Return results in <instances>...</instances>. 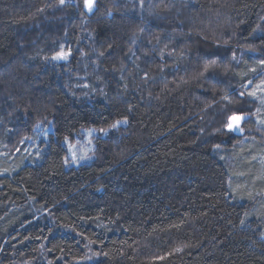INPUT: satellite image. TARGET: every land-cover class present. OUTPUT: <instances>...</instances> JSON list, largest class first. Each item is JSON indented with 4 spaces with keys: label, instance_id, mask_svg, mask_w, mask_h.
<instances>
[{
    "label": "trees",
    "instance_id": "trees-1",
    "mask_svg": "<svg viewBox=\"0 0 264 264\" xmlns=\"http://www.w3.org/2000/svg\"><path fill=\"white\" fill-rule=\"evenodd\" d=\"M84 3L0 0V264H264V0Z\"/></svg>",
    "mask_w": 264,
    "mask_h": 264
},
{
    "label": "rangeland",
    "instance_id": "rangeland-1",
    "mask_svg": "<svg viewBox=\"0 0 264 264\" xmlns=\"http://www.w3.org/2000/svg\"><path fill=\"white\" fill-rule=\"evenodd\" d=\"M63 52L66 54L68 53V52H66V50H63ZM59 53H61V51ZM34 84H36V82H34ZM249 85H251V84L247 83L246 87H248ZM251 87H252L251 93H255V97L260 101V103L264 109V77L260 81L256 82V84H252ZM29 91H32V90H29ZM36 96H38V95H36ZM10 115L11 114L9 112H7L6 118L8 119ZM259 115L260 116L256 117V122L258 123V125H261V127L264 128V123H262V121H264V111H262V113ZM15 118H16V116H12V119L11 120L9 119L8 121H10V122L12 120L14 121ZM42 118H45V117H42ZM28 119H30V118H28ZM33 121H32V119H30V120H27L25 122H24V120L21 121L20 123L17 122L16 126H13L12 128L14 130L18 129L19 133H21V132L25 133L23 131H26L27 128L29 127V125L31 127V123ZM22 123H23V126H22ZM33 127H34V128H32L33 133H32V135L30 134L31 136L29 134H24V135H22V137H18V138L16 136H14V142L12 143V145L15 147L18 144H20L19 146L26 144L27 150L34 151L36 148L39 147V145L41 144V141L48 139L49 134L53 131L51 120L49 121V120L43 119V120L37 122L35 124V126L33 125ZM23 128H26V129H23ZM240 128H242L241 122H240ZM249 130H251V129L249 128ZM105 132L106 131H104V130L90 126L87 128H82L78 133H75L73 140L65 139L64 142L68 148L67 157L65 159L66 165H77V164H80L83 162H88L89 160H91L93 157V152H92L93 145H94L93 138L97 135H103V134H105ZM249 133H251V132H249ZM259 133L260 134L257 133L258 134L257 136L261 139V141H264V135L261 132H259ZM263 155H264V153H263ZM73 157H75V161L73 160ZM261 159L264 161V156L261 157Z\"/></svg>",
    "mask_w": 264,
    "mask_h": 264
},
{
    "label": "snow or ice",
    "instance_id": "snow-or-ice-1",
    "mask_svg": "<svg viewBox=\"0 0 264 264\" xmlns=\"http://www.w3.org/2000/svg\"><path fill=\"white\" fill-rule=\"evenodd\" d=\"M65 0H60V4H64ZM94 3L95 0H85L84 3V7L88 12H91L94 10ZM54 59H66L67 58V54L63 52V50H61V53L57 54L56 57H53ZM208 66L206 65V68ZM250 95L255 96V93H250ZM244 119L243 116H238V115H233L231 117H229V123L226 125V127L229 130L235 131V130H239V131H243L242 128H240V122ZM121 123V121H117L116 124H113L112 127L115 128L117 127L119 124ZM123 123H126V121H124ZM262 123H264V121H262ZM73 160L75 161V157H73Z\"/></svg>",
    "mask_w": 264,
    "mask_h": 264
}]
</instances>
